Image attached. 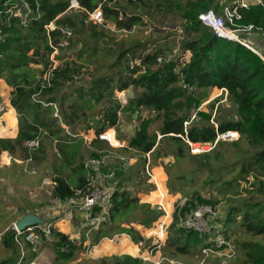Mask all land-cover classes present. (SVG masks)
<instances>
[{
	"label": "trees",
	"instance_id": "1",
	"mask_svg": "<svg viewBox=\"0 0 264 264\" xmlns=\"http://www.w3.org/2000/svg\"><path fill=\"white\" fill-rule=\"evenodd\" d=\"M77 1L81 9L71 12L67 10L70 0H0V78L11 87L9 102L18 120L17 135L0 138V152L8 151L14 158L43 161L47 168L44 174L54 181L51 197L60 201L72 196L75 189L84 188L89 174L95 172L85 166L86 150L89 157L98 158L106 155L108 149L118 153L116 163L108 168L114 169L116 184L104 219L88 236L82 231L79 241H71L67 233L53 227L51 239L44 244L51 247L54 263L73 259L103 237L111 239L126 233L134 243L143 240L134 225L150 228L165 213L160 205L152 204L160 203L161 193L154 183L148 182L147 156L156 161L171 154L175 165L165 166L168 190L190 197L191 206L215 205L218 201L203 197L200 189L182 188L183 180L191 182L201 171H206L208 177L203 185L215 184L226 200L232 202L226 226L240 227L250 235L236 241V263L264 264V240L261 239L264 237V62L240 43L216 36L199 21L198 14L202 11L212 9L221 14L222 1L126 0L137 11L114 0ZM99 4L103 22L94 23L88 12ZM15 10L25 17L14 16ZM240 12L238 22L252 23L264 33V6L254 5ZM144 15L155 28L161 27L166 16L168 23L179 24L182 37L178 42L174 37L166 39L149 50L154 44L152 39L126 45L124 38L118 40L105 26L109 21L117 30H130L136 24H146ZM50 23L52 26H48ZM176 46L182 53L189 52L188 59L181 62L178 57L168 58L167 51ZM158 57H162L161 62ZM86 58L92 65L83 63L88 62ZM130 58H139L142 67L130 69ZM55 59L58 63L53 65ZM211 87L227 90L229 100L235 105L234 113L222 116L217 110L213 117L217 101L214 99L208 111L197 112L199 119L189 121L192 111L202 103L206 90ZM128 88L133 95L121 106L115 91ZM142 110L151 111L153 116L141 117ZM121 111L128 112L129 118L137 111L138 125L125 138V145L114 148L99 139L98 134L116 127ZM232 116L237 119L230 120ZM157 120L155 129L150 131L151 124ZM89 121L98 122L99 126ZM89 129L94 130L95 137L87 146L79 133ZM226 130H237L238 139L229 144L214 143L217 132ZM36 137L39 140L36 148L24 145L25 140ZM110 137L113 140L112 131ZM196 142L210 143L212 147L192 154L191 144ZM121 157L135 158V161L124 167ZM186 157L194 165L180 172L178 164ZM200 157L204 159L201 161ZM235 165L239 166L236 175L225 177L220 172L219 167L227 169ZM100 168L108 170L106 165ZM77 171L84 172L85 176H76ZM152 175L158 180L165 179L161 167L152 169ZM187 208L185 205L184 209ZM100 210L96 206L94 214ZM224 231L227 233L226 228ZM13 233L11 228L2 234L8 252L0 264L23 261L28 264L44 244L38 246V251H32L31 244L23 240L22 254ZM204 239L194 230L177 228L174 218L168 226L167 250L163 248V253L176 257L201 252ZM97 261L99 264L147 263L129 254L103 256Z\"/></svg>",
	"mask_w": 264,
	"mask_h": 264
},
{
	"label": "rangeland",
	"instance_id": "2",
	"mask_svg": "<svg viewBox=\"0 0 264 264\" xmlns=\"http://www.w3.org/2000/svg\"><path fill=\"white\" fill-rule=\"evenodd\" d=\"M114 1H118L120 5L129 7L130 10L137 11L133 9V7L129 6L126 0H114ZM221 1H222V4L225 2L224 0H221ZM13 15L22 16L23 18L25 17V14L21 13V11L19 10H15L13 12ZM144 20L146 21V24L144 25L136 24L130 30H125V29L117 30L114 24H112L109 21L105 23V26L115 33L118 40H121L124 38L126 45H133L143 40L152 39L151 41H153L154 44L149 48V50H152L153 46H155L156 43L164 42L166 39L170 40L174 37L175 40L178 42V40H180V38L182 37L183 32L179 24L168 23L166 16L162 19V24H161V27L159 28L153 27V22L148 20V17L146 15H144ZM150 32L154 34H151ZM167 52L168 54H170L172 58L178 57V59L181 62L187 59L189 55L188 51L182 53L181 50L177 46L174 47L172 50H168ZM53 54L54 52L51 54V59L53 57ZM75 60L81 63V61H78L77 58ZM87 61L88 62H83V63H86L87 65H92V62L89 59H87ZM57 63H58V60L55 59L53 61V65H56ZM35 67H39V65ZM138 72H141V70H139ZM1 85L4 86V83L0 79V111L2 112L0 115H2L3 113H5L6 115L8 113L4 112L3 109H5L7 106V100L9 99V96H10L8 95L10 86L5 87V89L3 90ZM115 92H119V91H115ZM124 94L127 96V98H130L133 95V91L131 88H128L124 90ZM214 99H217V101L214 104V108H213L216 111L215 113H217V110H219V115H222V116H226V115H230L234 113L235 105L232 101L229 100L226 92L221 91V89H217L215 87H211L206 90L205 97L204 99H202L203 101L201 103L202 111H208L209 104ZM151 116H153V113L151 111L149 110L141 111V117H151ZM16 117H17V114H16ZM119 118H120V121L118 125L116 127H111V128L115 129L116 137L118 136L127 137L132 132H134L135 127L138 125L137 116L136 117L132 116L131 118H129L128 112L121 111L119 113ZM158 121L159 120L151 124L150 131L155 129ZM89 122L96 127L99 126L98 122H95V121H89ZM121 122L125 125V127L120 126L122 124ZM1 124H3L4 126L5 122L0 119V127H1ZM83 132L84 134H80V135L83 137V139L86 142V145L88 146V144L92 140V139H88V137L90 138L91 133L87 131H83ZM0 133L2 132L0 131ZM3 136L7 137V133L5 135L3 134ZM159 137L160 136L158 135L157 139H159ZM113 139L116 140L115 138ZM110 140L111 142H114L111 138ZM226 143L229 144L230 142H226ZM191 146L192 148L190 150V153L192 154L199 153L201 151H205L211 148V145H209L208 143H199V142L193 143L191 144ZM106 153L107 154L103 156L104 161H105L103 165L104 166L106 165V169H108L110 168L111 165H114L113 162L118 156V153L117 151L115 153V151L112 149L106 150ZM7 154H10V153L8 151L0 152V259H2L3 257H6V254L8 252V250L3 245L2 234L10 230L11 228H13L14 222L24 212H35L38 215L44 217L47 221L48 220L53 221L54 224H56V228L59 230H64L61 226L65 228L67 226L65 223H62L63 220H66L63 217L65 213V208L58 200L53 199L51 197V190H52L51 186H53V184L49 182L45 183L43 180V178L45 177L51 180L49 176H46L48 174H44L47 171L45 163L39 160H33V159L27 160V158L22 159V157L14 158L12 155H11V159H8ZM88 157H89V151L86 150L85 158L87 159ZM147 157H148V160L150 161V165H149L150 172H151V168L155 166V165H152L153 163L162 165L164 168V171H165V166L175 165V157L171 154L160 157L156 161L150 160L149 159L150 156H147ZM203 159H204L203 157L199 158V160L201 161ZM129 161L131 160L129 159ZM193 165H194L193 161H191L189 158L186 157L182 161L179 162L178 164L179 171L181 169L182 171L180 172H183L186 170L185 168H188L189 166L192 167ZM158 167H154V168L158 169ZM97 168L98 167H96L95 169ZM219 168H220V172H222L225 177H231L233 175H236L237 170L239 169V166L235 165L232 168L228 167L227 169L225 168L222 169L221 167ZM32 170H34L35 172L34 173L31 172ZM98 170H99V177H100L99 182L102 184H106L110 187H114L116 184V179H115V183L112 182L111 180H110L111 182H109V179H107L105 176L106 173L110 169H108L107 171L106 170L103 171L99 167ZM147 175H148V182L154 183L155 186L158 185L159 187L157 186V188L159 192L161 193L160 203H152V204L160 205L164 209L165 213L164 215L159 217V219L155 221L150 228H145V227H142L141 225H134V226H136V228L140 231L143 237V241L146 244H150L152 241H154V239L162 235V231L160 230V227H161V224H164V227H165L164 236H163L164 245L159 250V252H156L157 259H159V256L163 257V259L159 261L158 263L152 260H143L141 256H144V251H141V252L138 251L136 247V243H134L135 245L131 244L130 242L132 240L129 237L128 244H122V247H121L122 250H118L116 252H111V253L107 252V253H97L96 254L93 251V248H94L93 246H87L83 252L77 253V255H75L73 259L66 261L63 264H99L97 259L100 257L110 256V255H122V254H129L132 257L141 258L143 261L147 262L144 264H179V263L187 264L189 261L196 262V264L200 263L201 261H203V264H237L236 260H237L238 254L236 251L237 250L236 241L237 240L241 241L243 238H250V235L242 231L240 227L233 228L229 225L226 226L225 224L226 215H227V212L231 208L232 202L230 203L226 200L223 194L218 191L215 184L206 185V186L203 185L204 184L203 180L206 177H208V173H206V171L204 170L201 171V173L191 182H186L185 180H183V182L181 183L182 188L186 190L194 189V188L200 189L201 195L203 197L211 198V199L218 201L215 205H213L217 209L218 215H219V219L216 222L218 224V227L227 229L228 237H230V240L235 248L234 253H232L228 249H223L221 251L222 252L221 254H209V255L203 254L202 251L192 252V253L191 252L182 253V254H178L176 257H170L166 255L165 253H163V250H164L163 248L166 247L165 242H166L167 235H168V226L172 221V212L174 210L176 202L183 195L180 191L170 192L167 188V179L165 180V187L167 190L166 191L163 186L162 180H158L156 176L154 175L153 177L150 176L149 174ZM76 176L78 177L81 176V178H83L85 174L84 172L77 171ZM69 183L72 186L75 185L74 181L70 180ZM178 187H180V185L177 183L176 188ZM139 193L137 194L138 197H139ZM140 201L142 200L140 199ZM75 223H76L75 219L72 220V224L74 227L76 225ZM77 225H79V223ZM150 229H155V230L158 229L159 232L157 233L149 232L148 233V230ZM74 231L75 230H71L69 235H73ZM121 236L126 237V235H116V236L114 235L112 243L114 245H117L118 239ZM208 237H206L207 239H204V243H206V240L208 241ZM261 239L264 240V237H261ZM44 243L45 242L42 241L39 244V246ZM166 250H167V247H166ZM17 259H18V253L15 256V261ZM31 260L34 264H55L54 263V253L51 247L47 244H44L39 249L38 254ZM154 260H155V257H154ZM170 260L174 262H171ZM21 264H26V262L23 261ZM106 264H113V262L107 261Z\"/></svg>",
	"mask_w": 264,
	"mask_h": 264
},
{
	"label": "built area",
	"instance_id": "3",
	"mask_svg": "<svg viewBox=\"0 0 264 264\" xmlns=\"http://www.w3.org/2000/svg\"><path fill=\"white\" fill-rule=\"evenodd\" d=\"M224 1L225 2L222 5L221 14H216L212 9L202 11L198 14L199 21L203 25L211 28L216 36L240 43L254 52L264 62V33L259 27H256L252 23L242 24L238 22L241 19V9H248L254 5L264 6V0ZM80 9L81 6L77 0H70V5L67 10L71 12H77ZM88 15L89 19L94 23L103 22L100 4L93 11L88 12ZM48 26H52V23H50ZM168 58L170 59L172 57L169 56ZM157 60L161 62L162 57H158ZM128 66L130 69H134L135 67H142V63L139 58H130L128 60ZM221 91H224L227 94V90L221 89ZM115 93V97L121 106L127 104L128 98L124 94V90ZM199 110H202L201 104L192 111L189 121L199 119V115L197 113ZM215 112L216 111L214 110L212 115L213 117ZM210 121L217 126L213 118H211ZM188 124L189 122L186 121L185 125ZM66 131L69 133L67 127ZM110 131H112L113 138L116 139L115 142H111L110 140ZM238 137L239 133L237 130L217 132L214 143L217 141L232 142L237 140ZM98 138L107 141L114 147L123 146L120 140L116 137L114 128H108L99 133ZM23 143L29 149H34L38 146L39 140L36 137L32 140H25ZM208 144L211 145L210 143ZM7 157L8 159H11L10 154H7ZM121 159L124 161V167H127L130 164L129 159H124L123 157H121ZM27 160H30V158H27ZM104 163V157H88L85 161V166L88 169H94L95 172L93 174H89L86 186L84 188L75 189L73 195L66 198L65 200H58L65 208V213L63 215L65 219L69 221L74 220L76 213H78L80 217L79 225L75 228L73 235L68 234L71 241H79L82 231H84L85 236H88V234L92 230L96 229L100 222L104 219V213L109 207L111 194L114 190V187L102 184L98 180V168ZM96 167L98 168L95 169ZM145 171L147 174L152 176L148 163L145 166ZM31 172L34 173L35 171L32 170ZM105 176L107 179L112 180V182L115 183L114 169H110ZM43 180L45 183L49 182L54 184V181L49 180L47 177L43 178ZM189 199L190 197L188 196H182L175 204L174 210L172 212V220L175 218L176 227L186 230H194L200 235L204 236L205 239H207L206 237L210 236L208 237V241L206 240L204 247L201 249L202 253L205 255L221 254L223 249H228L234 253L235 248L230 240V237H228V234L224 231V228L218 227L216 222L219 219L217 209L213 205L206 203H196L194 206H191L189 204ZM185 205H187V209H184ZM96 206H100L101 210L99 213L94 214V208ZM53 227L54 222L49 220L47 221L45 218L43 223L28 226L23 230H18L14 224L12 228L14 230L13 239L17 244H19L22 254L23 240L28 241L31 244L32 251H38V246L42 241H48L51 239ZM160 230L162 231V237L160 236L154 239V241H152L150 244H146L143 240L137 241L136 246L138 247V251H144V256H141L143 260H152L158 263L163 259V257L160 256L159 259H157L156 252H159V250L164 245V224H161ZM28 264L34 263L32 260H30ZM198 264H203V261Z\"/></svg>",
	"mask_w": 264,
	"mask_h": 264
},
{
	"label": "crops",
	"instance_id": "4",
	"mask_svg": "<svg viewBox=\"0 0 264 264\" xmlns=\"http://www.w3.org/2000/svg\"><path fill=\"white\" fill-rule=\"evenodd\" d=\"M190 55V54H189ZM189 55H188V57H189ZM188 57H187V59H188ZM1 79V81L4 83V86L3 85H1V87H2V89L4 90L5 89V87H9L7 84H6V82L4 81V79H2V78H0ZM10 91H11V87H10V89H9V91H8V95H10ZM3 111L4 112H7L8 114H6L5 115V113H3L2 115H0V119L1 120H3L4 122H5V125L3 126V124H1V127H0V131L2 132V133H0V138H14L16 135H17V132H18V121H17V117H16V111H15V109H14V107L13 106H11V104H10V102H9V99L7 100V106H6V108L5 109H3ZM9 119H10V121H9ZM11 120H13V121H11ZM122 123V122H121ZM64 127H66L65 125H63ZM120 126H122V127H125V125L122 123ZM87 132H89V133H91V135H90V138L88 137V139H93L94 137H95V133H94V130L93 129H89V130H86ZM7 133V137L6 136H3V134L5 135ZM133 133V132H132ZM131 133V134H132ZM79 134H84V132L83 131H80V133ZM130 134V135H131ZM130 135H128V136H130ZM85 136V135H84ZM89 136V135H88ZM127 136V137H128ZM93 137V138H92ZM127 137H122V139H119L120 140V142L123 144V145H125L126 144V140H125V138H127ZM115 151V150H114ZM115 153H116V151H115ZM131 161H130V163H132V162H134L135 161V158H129ZM133 159V160H132ZM114 164L116 163V159L114 160V162H113ZM161 167V169H162V172L164 173V175H165V179L162 181V183H163V186H164V188H165V190H166V187H165V180L167 179V176H166V173H165V171H164V168H163V166L162 165H160V164H157V165H155V166H153L152 168H151V174H152V169L154 168V167ZM152 177H153V175H152ZM100 178V177H99ZM99 178H98V180H99ZM155 180V179H154ZM100 181V180H99ZM112 181V180H111ZM110 180H109V182H111ZM158 186V185H157ZM51 187H53V186H51ZM159 187V186H158ZM52 189V188H51ZM167 191V190H166ZM141 193H143V194H146V193H144V192H141ZM150 193V192H149ZM166 210V209H165ZM167 211V210H166ZM168 212V211H167ZM79 214L78 213H76V215H75V227L73 226V224H72V221H69V220H63V222L62 223H65L67 226H66V228L65 227H63V226H61L64 230H60V231H62V232H64V233H67V234H69L70 233V231L71 230H75V228L78 226L77 224L80 222V217L78 216ZM167 217V216H166ZM54 227L56 228V224H54ZM136 227V226H135ZM59 230V229H58ZM149 232H155V233H157V232H159L158 231V229L157 230H155V229H150V230H148V233ZM116 235H126V237L125 236H121L119 239H118V244L117 245H114L113 243H112V240H113V238L112 239H109V238H107V237H103L96 245H93V251L97 254V253H111V252H116V251H118V250H122L121 249V247H122V244H128V242H129V236L127 235V234H125V233H120V234H116ZM115 235V236H116ZM131 244H133V245H135L134 244V242H130Z\"/></svg>",
	"mask_w": 264,
	"mask_h": 264
},
{
	"label": "water",
	"instance_id": "5",
	"mask_svg": "<svg viewBox=\"0 0 264 264\" xmlns=\"http://www.w3.org/2000/svg\"><path fill=\"white\" fill-rule=\"evenodd\" d=\"M138 112L136 111L133 114V117H136ZM237 118L235 116L230 117V120L235 121ZM44 222V218L38 215L35 212H26L22 214L15 222V226L18 230H23L28 226L41 224Z\"/></svg>",
	"mask_w": 264,
	"mask_h": 264
},
{
	"label": "bare ground",
	"instance_id": "6",
	"mask_svg": "<svg viewBox=\"0 0 264 264\" xmlns=\"http://www.w3.org/2000/svg\"><path fill=\"white\" fill-rule=\"evenodd\" d=\"M111 138V137H110ZM113 141L115 142L116 140L113 139Z\"/></svg>",
	"mask_w": 264,
	"mask_h": 264
}]
</instances>
